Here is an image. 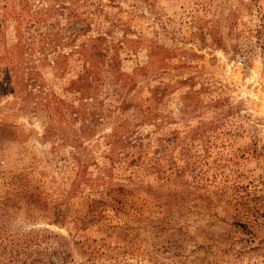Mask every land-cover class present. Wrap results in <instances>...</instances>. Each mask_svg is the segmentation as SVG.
Instances as JSON below:
<instances>
[{"label": "rangeland", "instance_id": "obj_1", "mask_svg": "<svg viewBox=\"0 0 264 264\" xmlns=\"http://www.w3.org/2000/svg\"><path fill=\"white\" fill-rule=\"evenodd\" d=\"M0 264H264V0H0Z\"/></svg>", "mask_w": 264, "mask_h": 264}]
</instances>
